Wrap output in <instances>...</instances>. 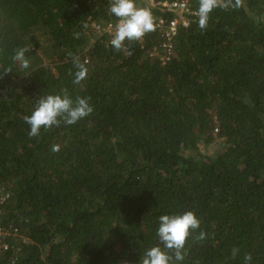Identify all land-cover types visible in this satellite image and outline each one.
<instances>
[{
	"label": "trees",
	"instance_id": "obj_1",
	"mask_svg": "<svg viewBox=\"0 0 264 264\" xmlns=\"http://www.w3.org/2000/svg\"><path fill=\"white\" fill-rule=\"evenodd\" d=\"M109 2L0 0V187L28 238L0 264H138L158 216L187 210L200 225L180 264H264V0H221L203 30L191 19L165 63L147 54L156 29L106 47L91 23L117 20ZM64 92L91 114L29 136L36 100Z\"/></svg>",
	"mask_w": 264,
	"mask_h": 264
},
{
	"label": "clouds",
	"instance_id": "obj_2",
	"mask_svg": "<svg viewBox=\"0 0 264 264\" xmlns=\"http://www.w3.org/2000/svg\"><path fill=\"white\" fill-rule=\"evenodd\" d=\"M217 7V0H199L198 26L203 30L207 26L209 14ZM108 12L117 18L110 44L116 50L125 46V41H139L146 33L154 29V17L150 9L138 7L135 0H110ZM27 47L14 50L12 59L20 69L30 67ZM76 68L74 84H79L85 78L87 69L73 58ZM93 111L92 105L86 97L73 99L67 92L63 94H47L39 97L29 115L24 117L29 126V136H38L41 129L59 125L61 121L72 125L87 117ZM53 151L57 146H53ZM200 225L196 214L187 210L181 213L162 214L157 218L155 235L159 243L143 250L138 264H180L184 260V246L191 232H195ZM205 233L199 232L198 238L204 239ZM236 250H233V255ZM250 257H245V261Z\"/></svg>",
	"mask_w": 264,
	"mask_h": 264
},
{
	"label": "built area",
	"instance_id": "obj_3",
	"mask_svg": "<svg viewBox=\"0 0 264 264\" xmlns=\"http://www.w3.org/2000/svg\"><path fill=\"white\" fill-rule=\"evenodd\" d=\"M110 1V0H106ZM146 8L156 10L160 15L154 18V29L159 31L160 42L147 50L149 57L157 58L165 63L171 58L173 51V39L180 27H186L191 19L198 16L197 9L192 7V0H144ZM199 1V0H197ZM221 0H217L219 4ZM117 20L93 21L91 28L97 37H103L106 47H111L110 39L115 30ZM153 29V30H154ZM152 30V31H153ZM145 35L138 41L142 43ZM143 47V45H140ZM217 127L214 128V133ZM10 197L9 191L0 187V255L28 241V238L20 232L19 227L13 222L4 220V209ZM6 223H5V222Z\"/></svg>",
	"mask_w": 264,
	"mask_h": 264
},
{
	"label": "rangeland",
	"instance_id": "obj_4",
	"mask_svg": "<svg viewBox=\"0 0 264 264\" xmlns=\"http://www.w3.org/2000/svg\"><path fill=\"white\" fill-rule=\"evenodd\" d=\"M136 4L138 7H144L146 8L145 1L144 0H135ZM148 6V5H147ZM110 21V20H108ZM114 21V20H112ZM261 21L264 22V14L261 17ZM39 56L43 58V60H46V53L43 51L41 53H39ZM224 145L223 142V138L222 136H215V139L212 140V142H210L209 144H207L206 146H204L203 148H201L202 150L200 152L206 154V155H212L215 152H217L219 149H221V147Z\"/></svg>",
	"mask_w": 264,
	"mask_h": 264
}]
</instances>
